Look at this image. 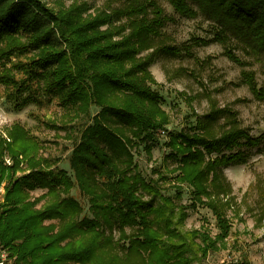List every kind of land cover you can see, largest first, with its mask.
Returning a JSON list of instances; mask_svg holds the SVG:
<instances>
[{"label":"trees","instance_id":"obj_1","mask_svg":"<svg viewBox=\"0 0 264 264\" xmlns=\"http://www.w3.org/2000/svg\"><path fill=\"white\" fill-rule=\"evenodd\" d=\"M169 2L191 19L198 17L192 4L198 6L217 30L210 42L225 47L226 57L243 69L242 84L264 103L256 73L230 49L233 37L264 64V0ZM90 10L0 0V63L35 51L28 66L15 63L0 71V86L12 107L21 111L34 102L36 81L60 95L66 125L89 117L94 106L100 109L72 152L74 181L41 155L43 146L21 124L0 133V246L15 264H195L226 250L232 230L228 214L236 216L240 204L224 171L245 163L241 148L258 146L261 139L252 138L238 114L218 107L210 94L209 113H193L194 127L169 133L171 118L150 71L161 59L183 52L191 56L195 46L210 42L172 45L164 28L174 19L156 0ZM186 99L190 105L195 101ZM162 131L165 160L176 163L174 177L161 171H155L157 178L147 177L134 151L143 147L151 159ZM75 187L88 200L89 216L72 196ZM185 188L190 205L183 204ZM36 190L44 193L34 197ZM172 190L174 195L168 194ZM198 207L215 217V236L204 226L185 229L189 209ZM261 213L258 222L264 224Z\"/></svg>","mask_w":264,"mask_h":264},{"label":"rangeland","instance_id":"obj_2","mask_svg":"<svg viewBox=\"0 0 264 264\" xmlns=\"http://www.w3.org/2000/svg\"><path fill=\"white\" fill-rule=\"evenodd\" d=\"M126 0H40L48 9L69 10L73 6L86 5L90 14L111 7L123 5ZM154 1V0H153ZM174 21L167 23L165 33L171 37L172 45L181 47L193 39L203 41L214 40L217 30L199 11L196 18H184L175 12L169 0H156ZM191 44V43H190ZM230 49L243 62L249 63L248 70L256 73L258 86L264 88V64L250 56L232 37ZM34 49L19 58L11 57L0 63V71L10 68L15 63L29 65L33 60ZM192 55L185 52L179 57H167L150 67V71L158 83L155 90L162 96V107L168 112L171 124L169 133L188 131L195 126L192 114L203 116L210 112L207 94H210L218 107L231 109L238 114L240 126L249 132L252 138H260L258 146H244L245 163L227 168L225 176L231 183L234 194L240 204V212L229 213L232 223L227 249L211 253L206 259L195 264H264V224L258 222L259 213L264 210V103L257 100L242 84L243 69L226 57L225 47L217 42L195 46ZM41 67L38 68V71ZM31 95L34 102L21 111H16L4 98V89L0 86V133H4L12 125L19 123L43 146L41 155L49 158L54 167L66 170L74 181V173L70 159L75 145L83 130L92 125L93 118L99 113L98 107H92L90 116L73 124H64L61 120L66 109L63 100L56 90L46 92L42 83L32 82ZM187 95V97H186ZM195 98L190 105L186 98ZM161 132V131H160ZM159 132V133H160ZM162 131L155 142L152 158L149 159L143 147L134 151L136 162L141 172L147 177L157 178L155 171L173 178L171 170L176 163L165 158L168 155L167 136ZM244 141V140H242ZM174 195V191H167ZM44 191L36 190L32 194L39 197ZM166 193V192H165ZM167 194V193H166ZM4 190H0V202H3ZM72 196L83 206L89 216V203L75 187ZM183 204L190 205L189 190L184 189ZM185 229L194 230L202 226L209 229L213 236L218 231L212 213L204 208L189 209ZM263 215V213H261ZM263 226V228H262ZM2 247V246H0ZM11 256V255H10ZM15 264V258L11 256Z\"/></svg>","mask_w":264,"mask_h":264},{"label":"built area","instance_id":"obj_3","mask_svg":"<svg viewBox=\"0 0 264 264\" xmlns=\"http://www.w3.org/2000/svg\"><path fill=\"white\" fill-rule=\"evenodd\" d=\"M0 264H14L8 250L0 247Z\"/></svg>","mask_w":264,"mask_h":264}]
</instances>
